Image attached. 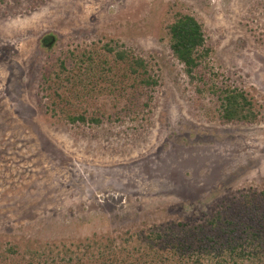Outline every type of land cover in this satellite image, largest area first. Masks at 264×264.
<instances>
[{"label": "rangeland", "instance_id": "374dc122", "mask_svg": "<svg viewBox=\"0 0 264 264\" xmlns=\"http://www.w3.org/2000/svg\"><path fill=\"white\" fill-rule=\"evenodd\" d=\"M177 12L203 24L210 64L254 99L256 123H222L210 94L197 93L169 49ZM112 40L158 77L149 106L130 108L99 77L63 109L102 122H67L40 90L43 69L67 48ZM263 189L264 0L0 1V252L9 242L78 251L111 237L130 250L139 231L201 220Z\"/></svg>", "mask_w": 264, "mask_h": 264}, {"label": "trees", "instance_id": "16d2710c", "mask_svg": "<svg viewBox=\"0 0 264 264\" xmlns=\"http://www.w3.org/2000/svg\"><path fill=\"white\" fill-rule=\"evenodd\" d=\"M166 29L172 55L183 65L190 81H196L197 93L210 94L221 122L256 123L260 112L254 99L210 64L213 50L207 44L203 24L190 13L177 12ZM99 77L110 79L118 92L128 93L130 108H147L153 98L151 91L159 84L145 58L112 40L98 48H67L48 62L39 86L51 110L67 122L100 124L99 116L66 113L63 109L71 99L80 97L78 91L81 97L91 95ZM124 79L132 82L120 88L115 82L123 83ZM137 238L140 243L130 250H120L115 237L106 238L105 244L95 239L79 241L75 246L78 251L66 245L58 249L53 243L45 250L9 242L0 252V264H264V189L233 194L201 220H181L143 234L139 231ZM92 243L100 247L89 251Z\"/></svg>", "mask_w": 264, "mask_h": 264}]
</instances>
